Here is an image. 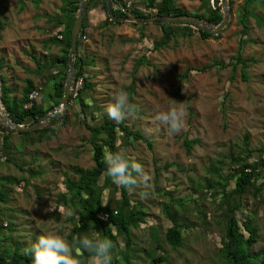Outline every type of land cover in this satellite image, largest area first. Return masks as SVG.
Wrapping results in <instances>:
<instances>
[{
    "label": "rangeland",
    "instance_id": "rangeland-1",
    "mask_svg": "<svg viewBox=\"0 0 264 264\" xmlns=\"http://www.w3.org/2000/svg\"><path fill=\"white\" fill-rule=\"evenodd\" d=\"M120 1L117 3L113 0L112 8L117 9L119 5L128 10L139 9L145 14L149 12L141 0ZM174 1L179 8L192 15L198 12L202 2ZM230 1L232 9L229 8V22L227 28L219 33L220 36L202 40L195 27H192L191 37L173 38L157 50L154 45L160 43L159 27L147 24L139 28L133 27L131 23L104 26L105 13L100 5L95 4L87 13L85 40L78 48V57L87 62L93 60L90 66L84 67L83 72L92 84L89 91L94 103L93 113L96 114L97 110L107 117L106 109L112 103L113 96L122 88L131 84L134 86V93L129 95V100L136 105L137 111L122 123L141 132L149 139L152 148L149 149L142 142L135 145L134 140L130 139L129 143L135 148L123 146L121 149L125 153L130 151L131 154L126 155H134V159L142 164L145 174L150 177L147 187L141 184L129 193L131 198L143 202L149 208L146 225L132 230L133 247H147L150 242L148 229L153 224L159 228L162 247L156 249L149 245L148 250L154 251L151 256L165 255L170 264L221 263L218 249L223 234L222 207L225 201L218 195L220 187L210 192L205 188L204 180H220L213 172L214 167L221 168L223 177L230 175L231 171L224 165L229 163L230 152L237 155L243 149L244 135L248 136L250 149H264V28L251 18L248 21V33L242 35V27L236 18V10L242 5V0ZM262 1L256 0L254 13L264 17V9L259 5ZM62 4L63 0H39L38 5L30 0H0V57L4 60L0 75L12 89L11 96L17 100L22 97L26 80H31L34 91L38 93L45 81L49 80V75L61 77L63 67L56 60L63 56L62 42H57L58 45L48 43L44 47L43 41L47 42L48 38L60 34L50 27L57 22L58 16H63ZM140 31L144 35L141 38ZM241 40L245 42L242 58L256 60L247 69V81L241 79L240 66L232 70V59L237 54ZM77 55L73 56L72 65ZM142 60V65L133 76V68ZM37 68L43 76H39ZM64 71L67 73V68ZM75 72L73 68V81ZM173 100L186 103L187 130L179 134H170L167 125L155 120L159 112L169 109ZM0 105L4 109L1 100ZM65 107L59 114L65 111ZM79 112V106L70 103L69 109L65 111L69 120L64 127H59V120L55 125L58 128L56 136L50 141L26 146L21 153L14 150L20 136L12 133L9 140L13 147L9 154L10 160L24 171L5 161L3 133L0 131V177L12 180L4 189L7 191V202H0V210L5 214L0 226L8 228L6 216H11L13 221L11 232L0 229L1 248L9 247V233L11 240L19 241L25 251L41 235L53 233L66 239L72 229L73 224L69 221L71 211L58 206L56 200L59 193L65 191L63 180L71 175L72 168L86 170L93 167L89 132L83 125L73 123L75 114L80 119L77 115ZM56 115L46 121L43 128L49 126ZM185 138L194 142L190 153L186 150ZM257 159V154H254L250 162ZM221 161L224 163L220 164ZM28 170H39L41 174L28 178ZM22 177L29 179V182L18 181ZM187 178H191L194 183H201L203 187V198L198 195L201 201L195 197L200 201L198 207L205 211L202 217L208 226L201 229V223H197L200 221L191 213L192 204L188 203L190 211L182 216L188 214L191 220L189 226L195 224V229H184L183 246L172 249L163 241L162 235L169 224L156 203L160 199L157 191L165 188L173 192L176 198L187 200L190 195H195ZM119 196L116 193V198ZM231 200L233 202V198ZM242 204L247 208L245 211L256 213L253 225L258 229L259 240L251 251L257 252L264 248V188L256 199L251 192L247 194ZM49 208L55 210L49 211ZM117 243L123 247L120 239ZM139 253L135 257L140 256ZM88 264H92V259Z\"/></svg>",
    "mask_w": 264,
    "mask_h": 264
},
{
    "label": "trees",
    "instance_id": "trees-1",
    "mask_svg": "<svg viewBox=\"0 0 264 264\" xmlns=\"http://www.w3.org/2000/svg\"><path fill=\"white\" fill-rule=\"evenodd\" d=\"M30 1L35 5L39 3V0ZM78 1L79 0H63L61 7L63 16H58L56 18L57 22H55V24L53 23V26L50 24L52 26L50 27L51 30L59 26L64 27L65 31H59L60 35L63 36L62 39L59 40L57 37H50L47 42L43 41L44 47L48 43L51 45H58L57 42H62L61 49L63 51V56L60 60L57 59L56 61L62 64L63 72L60 75L61 77H59V75H49V80L45 81L42 85V90L38 92L40 94V101L36 102L29 99L30 93L35 89L31 80H26L25 87L22 91V97L17 100L11 96L12 89L6 85L4 78L0 75V99L12 122L19 125H32L60 102L66 76V71L64 70L67 68L66 56L70 47V32L78 9ZM116 1L117 3L121 2L120 0ZM141 1L149 12L145 14L139 9L132 8L130 12L136 17H149L152 14L160 16L191 15L206 20L214 26L218 25L222 20L220 0H212V3L211 0H202L198 12H196L195 15L179 8L174 0ZM255 3L256 0H242V5L236 10L237 23L242 27V35L248 33V21L251 18L255 20L258 26L264 28V17L254 13ZM95 4L100 5L105 13V20L102 25L120 24L109 20L106 13V5L103 0H89L86 15L84 16L81 31L78 36L75 55L78 54V48L82 46V36H84L86 31L87 13ZM259 5L264 9V0L259 2ZM228 6L232 9V2L230 0H228ZM113 14L118 17L125 16L120 9H113ZM130 25L139 28H144L146 26L135 23H131ZM154 26L159 27L161 32L160 43L154 45L156 50L167 45L173 38L179 36L191 37L193 35L192 27L194 26L190 24H160ZM195 29L199 38L202 40L209 37H218L221 34L214 36L196 27ZM143 36V32L140 31V38ZM243 43H245L244 40H241L237 54L232 59V70L235 71L237 67L240 66L241 79L247 81V69L250 68L251 65H254L256 60L254 58H242L241 51ZM76 57L77 59L73 62V68L76 70L75 80L81 77L83 78L82 88L75 97H72V93L70 94L65 111L69 109L70 103L79 106L80 112L77 115L80 119H77L75 114L73 123L83 125L89 132L88 142L91 146L93 167L86 170L77 167L72 168L71 175L63 180L65 191L59 193L57 196V205L68 208L71 211L69 221L72 222L73 226L66 236V241L74 246L73 256L80 259L81 264H88L93 254L85 250L77 252L75 248V238H83L84 236L91 237L94 231L98 233L100 239L107 237L114 242L115 248L112 250V264H170L165 255L158 254L151 256V253L154 251L148 250L150 249L149 245L156 249L162 247L159 228L153 224L148 229L150 242L147 243V247L139 249L133 247L132 230L146 225L147 217L149 216V208H147L143 202L131 198L126 189L119 188L105 175V149L113 152L123 151L121 150L123 146L135 148L137 142H142L151 149L152 144L141 132L127 127L122 122L111 121L108 116H103L98 113L97 110L96 114L93 113L94 110L92 108H94V103L89 91L92 89V84L83 74L84 67L90 66L93 60L87 62L83 58L78 57V55ZM3 61V58L0 57V72L3 71ZM142 63L143 60L135 65L132 71L133 76L136 75ZM38 64L37 62V65ZM37 69L39 70L38 73H40L39 76H43L42 71H40L39 68ZM122 89L129 95L134 93V86L132 84ZM65 111L62 114L58 113L56 119H53L49 126L35 131L17 132L15 130L0 128V131L3 133L2 149L5 161L24 171L21 166H18L10 160L9 154L11 155L10 150L13 149V147L10 146L9 140L11 139L12 133H17L20 136V141L14 148L18 153H21L22 149L26 146L50 141L57 134L58 128L55 125L59 120H61L59 122V127H64L69 120V116ZM130 139L134 140V146L129 143ZM247 141L248 136L244 135L243 149L238 152L237 155H233L231 152L229 153V163L224 165L231 171L228 177H223L220 167H214L213 172L216 174L217 179L221 181L213 179L204 180L205 188L210 190V192L213 188L220 187L218 195L222 201H225L222 207L223 234L220 240V248L218 249L221 260L220 264H264V248H261L257 252L251 251V248L259 240V234L257 233L258 229L253 225V218L256 213L245 211L247 208L244 206L245 204H242V200L247 194L251 192L252 196L256 199L257 194L264 188V149L252 150L248 147ZM193 143V141H188L185 138L184 144L188 153H190ZM126 154H131V152L128 151ZM254 154H257L258 159L254 162H250ZM131 158H134V155ZM219 163L222 164L224 162L221 161ZM26 172L29 175L28 178H33L41 174L39 170L35 172L28 170ZM20 180H23L25 183L29 182V179L24 177L20 178L18 181ZM187 181L189 187L195 194L192 196L190 195L187 200L176 198L173 192L167 191L165 188L157 191L159 192L160 199L156 203L164 219L169 224L162 235L163 241L172 249H178L183 246L185 241L184 229H195V224L192 227L189 226L191 223L189 215L186 214V216H182L190 211V204H192L193 207L191 213L200 221L197 222L195 219L197 223H201V229L208 226L206 219L202 217L205 215V211L198 207L201 201L198 195H200L201 198L204 196L202 193L203 187L201 183H194L191 178H187ZM11 183L12 180L0 177V202L3 204L7 202L5 200L7 191L4 189ZM229 186L230 188L228 189ZM138 190L141 191V189ZM116 193L120 194L119 198H116ZM195 196H197L200 201ZM231 198H233V202ZM161 199H166V201L164 202V200ZM105 202H107V205H104ZM179 212H183L184 214H179ZM99 213H106L107 220L103 221L98 218L97 215ZM4 216L5 214L0 210L1 221H3L2 218ZM153 217H156V215ZM5 219L9 226L5 229L0 226V229L11 232L13 226L12 217L6 216ZM187 220L188 222H186V224L185 221ZM11 239V233H9V247H0V264H32V256L24 254L25 251L22 250V244L17 240L12 241ZM119 239L123 243V247H120L117 243ZM12 246L13 248H11ZM136 251L140 256L135 257Z\"/></svg>",
    "mask_w": 264,
    "mask_h": 264
},
{
    "label": "clouds",
    "instance_id": "clouds-1",
    "mask_svg": "<svg viewBox=\"0 0 264 264\" xmlns=\"http://www.w3.org/2000/svg\"><path fill=\"white\" fill-rule=\"evenodd\" d=\"M117 7H119V5ZM119 8L122 9V12L128 10L126 7ZM128 11L130 12V10ZM56 37L59 40L62 39L60 34ZM83 37L85 36H82V40H85ZM79 79L82 80L83 78L81 77ZM75 81L77 80L74 79V81H72L71 87ZM135 111H137L136 105L130 102L129 94L123 89H120L113 96L112 103H110L106 109L108 117L116 122H122ZM185 117L186 103L173 100V104L170 105L169 109L159 112L155 116V120L163 125H167L170 134H179L187 130ZM104 163L106 165V177L110 178L116 186L126 189L129 193H132L141 184L145 187L149 184L150 177L145 174L142 164L137 162L134 158L127 156L123 151L113 152L105 149ZM144 195L147 196L148 193L145 192ZM104 205H107V202H105ZM53 210L55 209L49 208V211ZM102 214L106 213H99L97 217ZM73 247L74 246L70 245L64 237L49 233L39 236L31 248L25 249L24 254L32 256V264H81L80 259L73 256ZM75 248L77 252L85 250L92 253V264H112V250L115 248L114 242L107 237L100 239L98 233L95 231L91 237L84 236L83 238H75Z\"/></svg>",
    "mask_w": 264,
    "mask_h": 264
},
{
    "label": "water",
    "instance_id": "water-1",
    "mask_svg": "<svg viewBox=\"0 0 264 264\" xmlns=\"http://www.w3.org/2000/svg\"><path fill=\"white\" fill-rule=\"evenodd\" d=\"M89 0H79L77 3V12L72 24L71 28V39H70V47L68 51V55L66 58L67 63V73H66V83L63 89V95L60 102L49 112H47L43 117L39 118L37 122L32 125H19L15 122H12L7 114L5 108L3 109L4 118H0V128H5L9 130H15L17 132H31L38 129H42L44 127V123L54 117L62 108H64L69 100L71 84L73 81V67H72V58L76 50V44L78 40V36L81 31L82 23L84 16L86 14L87 5ZM106 5V13L109 17V20L117 22V23H135L139 25H147V24H171V25H183L190 24L210 35H218L228 24L230 17V10L228 7V0H220L221 5V13L222 20L221 22L214 26L210 24L208 21L200 19L196 16L191 15H182V16H160V15H152L149 17H136L131 14L128 10H124L123 13L125 16L118 17L113 14L112 2L113 0H103ZM1 82V81H0Z\"/></svg>",
    "mask_w": 264,
    "mask_h": 264
},
{
    "label": "built area",
    "instance_id": "built-area-1",
    "mask_svg": "<svg viewBox=\"0 0 264 264\" xmlns=\"http://www.w3.org/2000/svg\"><path fill=\"white\" fill-rule=\"evenodd\" d=\"M117 9H120L122 10L121 8L117 7ZM85 38V37H83ZM82 87V80L81 79H78L77 81L73 82V86L71 87V92H72V95H74V97L77 95L78 91L81 89ZM38 93L36 91H32L29 95V99L30 100H37L39 99L38 97ZM100 219H102L103 221L107 220V215L106 214H102V215H99L98 216Z\"/></svg>",
    "mask_w": 264,
    "mask_h": 264
},
{
    "label": "crops",
    "instance_id": "crops-1",
    "mask_svg": "<svg viewBox=\"0 0 264 264\" xmlns=\"http://www.w3.org/2000/svg\"><path fill=\"white\" fill-rule=\"evenodd\" d=\"M53 25V24H52ZM48 27V26H47ZM109 27V26H108ZM56 31H60V32H63V31H65L64 30V27H58V28H56ZM46 32V31H45ZM65 33V32H64ZM62 36V35H61ZM63 37V36H62ZM48 45V44H47ZM46 45V46H47Z\"/></svg>",
    "mask_w": 264,
    "mask_h": 264
},
{
    "label": "bare ground",
    "instance_id": "bare-ground-1",
    "mask_svg": "<svg viewBox=\"0 0 264 264\" xmlns=\"http://www.w3.org/2000/svg\"><path fill=\"white\" fill-rule=\"evenodd\" d=\"M4 117H5V115H4L2 106L0 105V118H4Z\"/></svg>",
    "mask_w": 264,
    "mask_h": 264
}]
</instances>
